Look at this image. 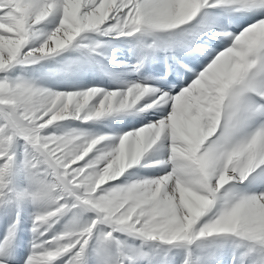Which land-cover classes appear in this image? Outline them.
Listing matches in <instances>:
<instances>
[{"label": "snow or ice", "instance_id": "6c2138e0", "mask_svg": "<svg viewBox=\"0 0 264 264\" xmlns=\"http://www.w3.org/2000/svg\"><path fill=\"white\" fill-rule=\"evenodd\" d=\"M0 264H264V0H0Z\"/></svg>", "mask_w": 264, "mask_h": 264}]
</instances>
